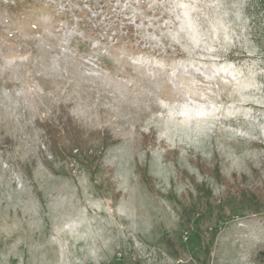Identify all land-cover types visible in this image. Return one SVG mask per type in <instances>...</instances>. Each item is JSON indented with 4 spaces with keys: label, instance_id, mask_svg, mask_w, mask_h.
<instances>
[{
    "label": "rangeland",
    "instance_id": "rangeland-1",
    "mask_svg": "<svg viewBox=\"0 0 264 264\" xmlns=\"http://www.w3.org/2000/svg\"><path fill=\"white\" fill-rule=\"evenodd\" d=\"M62 117L115 140L93 176ZM214 164L264 192V0H0V264H203L215 229L207 264H257Z\"/></svg>",
    "mask_w": 264,
    "mask_h": 264
},
{
    "label": "trees",
    "instance_id": "trees-1",
    "mask_svg": "<svg viewBox=\"0 0 264 264\" xmlns=\"http://www.w3.org/2000/svg\"><path fill=\"white\" fill-rule=\"evenodd\" d=\"M61 121L63 122L64 128H65V135L66 138L69 141V144H58L59 141V130L57 127L51 126L49 124L46 125L48 134L50 138L52 139L51 145L54 147H57L59 145V148H55L56 152L60 153H66L67 155H72V152L74 149L78 150L80 152V157L86 161V163L89 166L90 172L93 176L94 172L96 171V167H98L99 160L101 159V155L103 151L111 144L115 142L108 134L107 132L103 133L101 135V144L95 148L93 146H90L91 140L89 137H86L83 135L81 130L77 127V125L73 122V120L70 117H62ZM149 135H144V144L149 143ZM92 151V153H90ZM58 152V153H59ZM59 153V154H60ZM198 167H201L203 170V165L199 164ZM219 165L214 164L212 169L210 170V174L222 185H224L228 191L235 190L238 194L237 201L241 204H246L250 208H252L254 211L258 212L264 208V192L261 191V188H248L245 186V178L242 177L241 183L244 185H241L238 179H235V182L228 181L224 176L220 174ZM137 174L141 176V180L146 184L147 189L149 192L154 191V186L152 183V176L148 173L147 168L145 165H138L137 166ZM240 179V180H241ZM198 191L200 193V200L202 201V206L206 210H211L212 212L214 210H218V213L222 214L223 206L221 204L216 205L215 207H212V204L209 202V199L211 198V192L202 185H197ZM201 205V204H200ZM201 208V207H200ZM203 210V209H202ZM219 233L218 229L214 230L212 239L210 243L208 244L206 248V255L203 260V264H207L209 257L211 255L210 248L213 245L215 238L217 237ZM197 238V236H196ZM257 264H264V250L261 251L257 257Z\"/></svg>",
    "mask_w": 264,
    "mask_h": 264
}]
</instances>
